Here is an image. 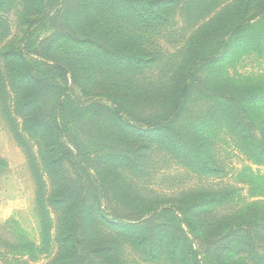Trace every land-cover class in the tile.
Listing matches in <instances>:
<instances>
[{"label":"trees","instance_id":"16d2710c","mask_svg":"<svg viewBox=\"0 0 264 264\" xmlns=\"http://www.w3.org/2000/svg\"><path fill=\"white\" fill-rule=\"evenodd\" d=\"M113 1L107 0L109 7L115 6L116 1H122L128 3L134 11L141 6L145 8L146 14H139L131 20L151 32L156 28L161 29L169 22L166 13L168 8L180 4V12L185 10L183 14H189L198 6L204 5L205 0ZM13 2L14 0H0V9L12 7ZM26 2L27 8L31 5L37 10L33 12L32 18L25 19L22 48L5 56L13 65L11 69H6V84L15 93L13 114L22 121L21 132L27 133L35 141V151L24 145L23 152L36 181L35 202L41 228L39 246L44 244L45 238L48 249L57 246L52 256L44 254L43 257L50 255V264H124L118 253L123 244L122 239L127 237L133 246L139 249L147 246L152 254L160 246V249H170L172 255L180 256L183 264H206L204 255L208 250H202V245L206 242L204 240H208L205 233L218 221L212 215L207 218V214L211 210H219L227 201V195L186 190L177 195L174 201L166 202L168 206L159 210L154 200H148L147 194L133 180L146 174L147 165L157 151L165 152L170 158L182 159L187 167L196 165L203 173L211 174L215 171L207 153L206 132L202 127L196 129L191 124H184V121L188 117L194 91L197 94L204 91V84L199 76L201 70L216 63L222 52L204 55L199 50L197 54L194 52L183 58L174 74L162 83L149 84L146 88L138 85L135 88L132 85L133 89L130 87L126 92H119L121 86H128V83L121 82L119 86L114 85L117 88L113 96L101 95L98 99L93 98L90 90L108 83L101 84L93 75L86 76L82 78V82L77 83L82 96L74 98L67 86V76L72 77L75 72L68 68V62L61 59L63 51L57 46H85L106 53V50L116 45V40H120L123 33H127L126 29L117 26V21L124 20L125 16L117 10L118 14L113 20L102 17L96 12L97 0ZM221 15L225 21L235 17L239 21L236 26H232L234 28H226L229 25L218 22ZM45 22H50L55 30L53 39L46 46H43L44 43L33 46L36 45L34 33ZM257 22H262L261 25L264 26V0H232L218 13L211 15L208 22L191 32L183 48H200L206 39L222 31L224 35L220 46L223 45V55L232 44L229 40L235 36H241L243 41L263 52L264 29L260 26L262 32L254 37L250 32L251 28L259 29ZM82 27H89L90 30L84 33ZM97 34L103 36L99 38ZM132 42L134 43L128 38L125 46ZM140 46L151 48L152 44L146 42ZM141 53V57L145 56L149 60L145 49ZM79 56L83 58V53H79ZM153 60L149 62H155ZM76 81L81 80L76 78ZM231 81H223V89L226 86L224 83ZM213 83L220 85L217 81ZM150 89L154 91H148L147 94ZM236 94L235 91L223 93L224 129L236 141L239 151L245 157L264 166V90H258L253 96L239 97ZM144 96L146 103L142 109L135 102ZM158 101L160 105L157 108L154 104ZM249 107H256L257 112L252 115ZM96 123L102 127V131L108 129L113 140H116L105 156H94L85 148L89 137L101 140L100 136L96 139L88 132ZM72 127L80 128L84 137L82 140L72 138ZM14 132L16 138L25 143V138L16 130ZM127 138L131 139L127 142ZM3 166L5 164L0 163V168ZM112 196L123 207L131 205L133 211L110 209ZM48 209L56 217L54 226ZM251 211L253 220L248 224L250 232L245 235L234 234L240 231L242 223L234 224L229 231L238 239L237 246L244 249V253L247 254V249L252 251V261L264 264V255L256 253L258 247L250 238L252 232L260 235L258 232L264 228V208L256 206ZM161 213L174 214L171 226L155 223L156 216ZM47 224L48 236L45 234ZM149 224L160 229L151 238L145 239L140 233ZM53 228L56 240L49 241ZM229 242L231 240L223 236V248ZM205 244L209 246L211 242L207 241ZM28 245V255L32 258L35 244L30 242ZM223 263L226 264L224 258Z\"/></svg>","mask_w":264,"mask_h":264},{"label":"rangeland","instance_id":"374dc122","mask_svg":"<svg viewBox=\"0 0 264 264\" xmlns=\"http://www.w3.org/2000/svg\"><path fill=\"white\" fill-rule=\"evenodd\" d=\"M188 1L184 0V2ZM231 1L205 0L204 5L198 6L194 12H189V14H183L186 12L185 10L180 12V4L172 6L166 12L169 22L161 29L156 28L149 32L143 25L134 24L131 20L139 14H146L147 11L142 6L139 10L134 11L128 3L125 4L122 1H116L115 6L109 7L107 0H97L96 12L102 17H110L113 20L112 18L118 14L117 10L119 14L125 16L124 20L117 21V26L126 29L127 33H123L121 39L116 40V45L114 44L112 48L106 50V53L100 49L97 51L93 48L74 47L70 44L62 47L58 45L57 48L62 49L61 59L68 62V68L75 72L72 77L67 76V86L71 90L72 97L82 96L77 83L82 82V78L86 76L93 75L101 84L108 83L90 90V94L95 99L101 95L113 96L117 88L114 85L119 86L121 82L128 83V86H121L119 92H126V89H130V87L133 89L132 85H135V88L136 85L146 88L149 84L162 83L174 74L183 58H187L190 54L193 55L194 52L197 54L199 50L204 55L222 52L216 63L209 64L206 69L201 70L199 76L204 84V91L202 94H197L194 91L190 99L188 117L184 121V124H191L196 129L202 127L206 132L207 153L215 171L211 174L203 173L200 171L201 168L198 169L196 165L187 167L182 159L170 158L166 156L165 152L157 151L154 152L147 165L146 174L133 181L143 193L147 194L148 200H154L155 206L158 205L159 210L168 206L165 204L166 202L174 201L177 195L186 190L227 195V201L219 210H211L207 214V218L212 215L214 218H218V221L216 225H212V229H207L205 233L208 240L204 241L211 242V245L207 246L206 242L202 241V243L204 242L202 250H208V253L206 252L204 255V260L206 264H224L223 258L226 264H257L252 261L253 254L250 249L246 250V254L244 249L237 246L238 239L236 240L229 228L234 224L242 223L240 231L234 234L245 235L251 230L248 225L253 220L251 209L256 206L264 208V166L257 165L245 157L239 151L236 141L224 129L223 93L235 91L236 96L242 97L244 95L253 96L258 90H264V51L260 52V48L243 41L241 36H235L229 40L232 44L226 48L228 51L223 55L224 48L223 45L220 46L224 35L222 31L206 39L200 48H183L191 32L208 22L211 15L218 13ZM36 10L31 5L27 8L26 0H14L12 7L0 9V163L5 164L0 168V264H50V255L49 257L43 256L44 254L52 256L57 248L54 246L51 250L48 249L46 238L44 244L39 246L41 228L35 202L36 181L29 170L23 152L24 145L35 151V141L30 139L27 133L21 132L22 121L13 114L15 93L10 85L6 84V69H11L13 65L5 56L22 48L25 19L32 18V14ZM219 18L221 19L218 22L226 24L225 26L229 25L226 28H234L232 26H236L239 21L238 17L226 21L223 20V15ZM257 24L259 29L252 30L251 28L250 30L253 37L258 32H262L260 31L262 28L264 29V26L261 25L262 22H257ZM89 30V27L83 28L84 33H88ZM54 33L55 30L52 29L50 22L40 24L34 33L36 45L33 46H37L39 43H44L43 46H46L53 39ZM97 35L99 38L103 36V34ZM128 38L132 39L134 43L127 44L126 47L125 41ZM35 39L33 38L34 41ZM146 42L152 44L151 48H140V44ZM142 49L146 50V55L148 53L149 60L154 59L155 62H149L145 56L141 57ZM81 52L83 58L79 56ZM76 78L81 81H76ZM226 79L232 81L228 82L229 84L224 83L226 86L223 89V81ZM216 81L220 85H214L213 82ZM235 88L237 90H233ZM148 91L154 90H147V94ZM134 97L140 98V96ZM145 99L144 96L134 102L143 109L146 103ZM129 100L131 101L130 96ZM249 103L253 104V102ZM159 105V101L154 104L157 108ZM256 107H249L252 115L257 112ZM262 112L264 116V107ZM252 121L255 122L254 119ZM107 127L105 126V128ZM14 129L25 138V143L16 138ZM101 131L102 127L97 123L96 126L90 127L88 130L90 135H94L96 139L100 136L101 140L90 139L91 137L88 136L89 141L85 145L89 154L98 157L108 155L110 152L108 148L116 142L108 129ZM71 136L80 140L84 138L80 128L74 127H72ZM129 139L131 138L126 139L127 142ZM110 209L121 212L133 211L131 205L123 207V204L114 196L110 197ZM243 211H245L244 217ZM48 212L51 214L53 226L56 225L53 211L48 209ZM156 218L155 223L160 226H171L174 222L172 213H161ZM219 225L221 227L218 228ZM145 229L143 233H140V236L146 239L151 238V235L160 228L157 229L153 224H149ZM165 229L168 230V228ZM48 230L47 224L45 229L47 236ZM258 233L260 235H255L256 233L252 232L250 238L258 247L256 253L264 255V228ZM223 236H227V240H231L224 248ZM54 240H56V236L53 228L49 241ZM30 242L35 244L32 258L28 255L30 252L28 243ZM122 242L118 257L124 264H183L181 257L172 255L170 249L163 250L159 246L153 255L147 246L139 249L133 246L127 237H124ZM259 264L261 263L259 262Z\"/></svg>","mask_w":264,"mask_h":264}]
</instances>
